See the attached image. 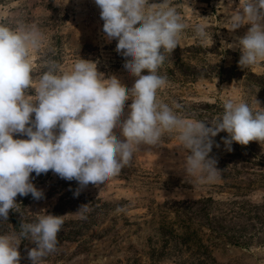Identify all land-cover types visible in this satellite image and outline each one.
Wrapping results in <instances>:
<instances>
[{
    "label": "rangeland",
    "instance_id": "1",
    "mask_svg": "<svg viewBox=\"0 0 264 264\" xmlns=\"http://www.w3.org/2000/svg\"><path fill=\"white\" fill-rule=\"evenodd\" d=\"M161 2L149 0V4ZM169 2L189 27L158 71L168 83L158 90L157 99L169 106L173 101H187L198 110L208 104L219 110L220 116L229 99L247 102L254 109L256 99L264 108V61L242 69L238 66L241 52L232 47L250 25L234 32L227 28L229 12L242 0ZM20 23L35 25L44 34L43 46L30 57L33 87L47 71L46 61L70 71L80 58L96 62L99 72L106 78L117 76L126 88L134 84L136 78L123 67L125 58L115 50L117 41L106 39L94 0H0V25L15 28ZM196 24L206 25L207 41L194 38L192 26ZM180 62L186 66L180 67ZM167 69L175 74L176 82L167 77ZM184 74L189 75L187 79L181 78ZM28 94L34 95V89ZM131 102H125L122 120ZM207 117L200 120L213 123L218 118L209 113ZM116 134L119 136L118 131ZM13 138L27 139L18 134ZM253 143L252 153L229 158L238 170L245 171L241 176H226L221 171L218 160H226L227 149L224 144H214L218 156H209L216 160L220 172L213 183L185 176L181 170L184 150L170 134H165L157 147L142 145L118 176L98 187L89 184L78 196L74 195L79 187L75 180L61 179L50 170L41 181H33L44 198L18 195L17 209L9 210L8 221L0 222V235H19L23 221L33 223L38 215L51 214L64 216V224L57 250L40 264H264V144ZM246 158L250 163H244ZM234 196L237 204L227 207ZM85 204L90 211L81 219L77 212ZM117 208L123 211L117 213ZM227 234L243 245L229 244ZM188 238L190 246L183 245ZM192 242H196L193 247ZM200 245L207 250L205 254ZM35 246L27 239L21 241L20 264H31L27 251Z\"/></svg>",
    "mask_w": 264,
    "mask_h": 264
},
{
    "label": "clouds",
    "instance_id": "2",
    "mask_svg": "<svg viewBox=\"0 0 264 264\" xmlns=\"http://www.w3.org/2000/svg\"><path fill=\"white\" fill-rule=\"evenodd\" d=\"M94 3L107 41H117L115 50L125 58L124 69L136 78L130 88L115 75L106 78L96 62L82 58L70 71L46 61L47 71L33 87L30 57L43 46L44 34L35 25H0V222L8 221L9 210L17 209L18 195L44 198L32 182V173L38 177L51 170L61 179L75 180L78 196L89 184L98 187L118 176L142 145L157 147L170 134L184 150L185 176L213 183L220 170L209 154L220 132L228 134L222 141L229 152L233 142L264 144V108L256 99L255 109L244 101H225L222 115L213 123L186 119L174 111L180 104L173 101L169 106L157 99L158 90L168 83L158 71L189 27L169 0ZM226 23L230 32L250 25L232 45L241 52L238 66L250 69L264 61V0H242L229 12ZM192 30L195 39L208 40L206 25L196 24ZM145 70L147 74H142ZM30 89L34 95L28 94ZM14 134L27 139H14ZM89 211L85 204L77 213L85 219ZM63 217L38 215L36 222L21 223L19 235H0V264H20L18 248L25 239L36 245L27 251V258L40 264L57 250Z\"/></svg>",
    "mask_w": 264,
    "mask_h": 264
},
{
    "label": "trees",
    "instance_id": "3",
    "mask_svg": "<svg viewBox=\"0 0 264 264\" xmlns=\"http://www.w3.org/2000/svg\"><path fill=\"white\" fill-rule=\"evenodd\" d=\"M167 55H170V54H167ZM184 66H186L184 64V62H180V67H184ZM166 71H167V77L172 82H176L175 81V79H176L175 78V74L173 72H171V69L170 70L167 69ZM188 76H189L188 74H184L181 78L187 79ZM180 84H184V81H182ZM180 105H181V108L178 109L179 112H187L189 114H192L191 115L192 117H186V118H192V119H198V120H200V119H203V118H208L207 117L208 116V113H209L210 116H213V115H216L217 114V116L219 118L220 117V114H221V112L219 110L212 109L208 104H204L205 108H203L202 110L196 109L195 106H193L190 102H187V101L181 102ZM218 118H216V120ZM208 126H210V125H208ZM227 135H228L227 133L225 134L224 132H220L216 137L213 138L214 139V142H215L214 144H224L223 141H222V138L227 137ZM253 147H254L253 141H250L249 144L246 145V146L245 145H240L238 143L233 142V144H232V149L233 150L231 152L226 151L224 153V155H223V158H226V160L225 159H219L218 160V163L221 164V171L224 174H226V176H237V175L241 176V174L242 173H245V171L238 170L237 169V166L235 164H233V162H230L229 161L230 160L229 158H231L232 156H241L242 153H252L251 148H253ZM217 152L218 151L215 148H212L211 153L214 156H218V153ZM244 163H250L249 159L246 158V160H244ZM246 173H248V172H246ZM44 175L45 174H41L40 176L37 177V176H35V173H33L31 175L32 182L33 181H41V177H43ZM63 186L64 187H67V188L68 187L71 188V186H67L66 184H64ZM72 190H75V189L72 188ZM235 198H236V196L233 197L234 200L232 202H229V203L227 202L226 203L227 207L228 206H233V205H236L237 204ZM210 202H212V201L210 200ZM192 236H194V235H192ZM227 237H228L227 239L229 240V242H228L229 244H231V245H233L235 247H239V246H242L243 245V243L241 244V242H239L238 240H236L237 238L236 237H233V235L227 234ZM238 238H242V236H238ZM242 239H244V237ZM184 241L185 242H183V245H189L190 246L189 238L188 239H184ZM195 243L196 242H192L191 243V246L193 247L195 245ZM244 244H247V242H245ZM202 247L203 246L200 245L199 246V249L200 250L202 249L201 250L202 253L205 254V252L207 250H205Z\"/></svg>",
    "mask_w": 264,
    "mask_h": 264
}]
</instances>
